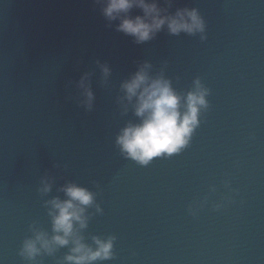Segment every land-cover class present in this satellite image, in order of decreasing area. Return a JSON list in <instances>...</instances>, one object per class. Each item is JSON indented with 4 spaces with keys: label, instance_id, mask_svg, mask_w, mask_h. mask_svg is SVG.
<instances>
[{
    "label": "water",
    "instance_id": "obj_1",
    "mask_svg": "<svg viewBox=\"0 0 264 264\" xmlns=\"http://www.w3.org/2000/svg\"><path fill=\"white\" fill-rule=\"evenodd\" d=\"M149 2L195 9L204 32L138 44L106 0H0V264H68L71 243L21 252L55 235L50 202L69 185L94 195L75 236L113 241L92 264H264V0ZM141 68L181 112L197 81L208 93L188 145L146 166L117 144L141 123L122 88Z\"/></svg>",
    "mask_w": 264,
    "mask_h": 264
},
{
    "label": "clouds",
    "instance_id": "obj_2",
    "mask_svg": "<svg viewBox=\"0 0 264 264\" xmlns=\"http://www.w3.org/2000/svg\"><path fill=\"white\" fill-rule=\"evenodd\" d=\"M133 8L140 9L143 15L131 17L129 14ZM102 14L109 22L118 20L116 30L133 37L138 44L153 39L165 27L172 35L203 33L205 27L195 9H183L170 16L149 0H106ZM145 68L122 85L126 99L131 102L135 98V114L141 118V123L129 125L117 137L122 153L142 166L154 158L177 154L188 145L198 126L199 112L207 106L205 97L208 94L197 81L196 90L188 93L185 110L181 112V97L171 88L170 82L150 78ZM103 71L108 74L107 68ZM80 86L84 88L86 103L90 107L92 92L83 80ZM43 190L47 192L49 187L46 185ZM64 192L68 199L50 202L52 211L49 214L55 235L49 240L45 234L37 233L34 240L25 241L21 255L32 259L41 248L51 252L53 245L64 247L71 243V254L65 257L68 264H92L97 260L111 259L112 239L102 241L94 237L96 248L93 249L75 236L76 224L81 229L86 227L84 212L93 204V193L75 185L67 186Z\"/></svg>",
    "mask_w": 264,
    "mask_h": 264
}]
</instances>
